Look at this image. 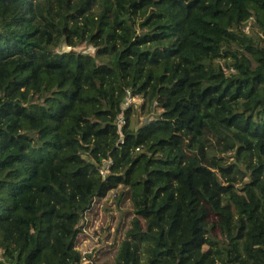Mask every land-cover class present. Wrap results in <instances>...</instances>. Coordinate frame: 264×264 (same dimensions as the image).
Returning a JSON list of instances; mask_svg holds the SVG:
<instances>
[{"label": "trees", "instance_id": "1", "mask_svg": "<svg viewBox=\"0 0 264 264\" xmlns=\"http://www.w3.org/2000/svg\"><path fill=\"white\" fill-rule=\"evenodd\" d=\"M118 188L112 264H264V0H0V264Z\"/></svg>", "mask_w": 264, "mask_h": 264}, {"label": "rangeland", "instance_id": "2", "mask_svg": "<svg viewBox=\"0 0 264 264\" xmlns=\"http://www.w3.org/2000/svg\"><path fill=\"white\" fill-rule=\"evenodd\" d=\"M248 29L249 27L246 28ZM77 49L87 53L94 52V47L87 43ZM134 102L137 111L134 110L132 119L141 124L146 119L140 110L142 99L136 98ZM121 191V188L114 189L107 196L96 199L92 209L84 216L81 224L83 230L76 242L77 249L85 256L82 264L114 262L118 246L134 216L130 198L128 195L121 196Z\"/></svg>", "mask_w": 264, "mask_h": 264}, {"label": "built area", "instance_id": "3", "mask_svg": "<svg viewBox=\"0 0 264 264\" xmlns=\"http://www.w3.org/2000/svg\"><path fill=\"white\" fill-rule=\"evenodd\" d=\"M136 100V98L134 97H131L130 93H129V96L125 102V107L132 104L134 101ZM124 123V120L123 118L121 117L120 121H119V126L122 127V124Z\"/></svg>", "mask_w": 264, "mask_h": 264}]
</instances>
